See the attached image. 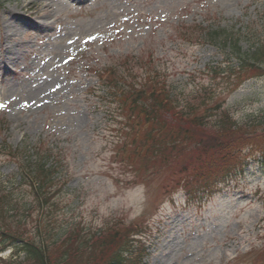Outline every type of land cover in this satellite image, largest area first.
I'll use <instances>...</instances> for the list:
<instances>
[{
	"label": "rangeland",
	"instance_id": "1",
	"mask_svg": "<svg viewBox=\"0 0 264 264\" xmlns=\"http://www.w3.org/2000/svg\"><path fill=\"white\" fill-rule=\"evenodd\" d=\"M217 30L240 37L242 51L264 43V0L0 4V143L46 141L62 153L60 227L94 239L143 236L142 264H264V161L244 150V159H228L240 167L218 194L203 203L186 200L181 182L163 188L185 175L177 173L185 162L146 167L149 127L122 112L101 85L104 72L117 67L135 81L163 79L179 94L204 87L238 125L264 129L263 80L237 86L207 74L222 58L203 35ZM210 127L203 132L213 136ZM14 172L12 164L0 167V176ZM9 257L6 251L0 261Z\"/></svg>",
	"mask_w": 264,
	"mask_h": 264
},
{
	"label": "trees",
	"instance_id": "2",
	"mask_svg": "<svg viewBox=\"0 0 264 264\" xmlns=\"http://www.w3.org/2000/svg\"><path fill=\"white\" fill-rule=\"evenodd\" d=\"M203 37L222 58L221 63L208 67L211 80L237 86L264 81V43L255 41L242 51L240 37L224 30L204 32ZM116 68L104 72L101 85L109 98L119 99L122 112L141 121L137 125L149 127L146 141H150V157L143 156L146 167L148 163L169 166L175 160L182 167L185 162L183 170L177 171L185 175L175 181L167 178L163 188L181 182L185 195L208 197L220 182L239 170L240 164L230 167L229 158L244 159L241 152L245 150L247 156L256 154L255 158L264 161V129L254 124L238 125L210 95L211 91L203 87L193 96L179 94L163 79L149 75L135 81ZM207 127L213 130V136L203 132ZM229 139L235 144L226 143ZM143 147H137L135 155ZM54 150L46 141L17 147L0 143V167L12 164L15 168L13 174L0 176V253L11 251L10 260L0 264H142L144 246L141 236L135 238L137 234L128 239L118 233L94 239L79 236L71 225L59 226L55 216L57 185L64 183L56 184V180L64 173L59 152ZM28 223L32 231L26 230ZM59 233L64 239L58 242ZM138 244L142 247L137 248ZM18 256L23 257V262L11 260ZM82 256L86 259L82 260Z\"/></svg>",
	"mask_w": 264,
	"mask_h": 264
},
{
	"label": "bare ground",
	"instance_id": "3",
	"mask_svg": "<svg viewBox=\"0 0 264 264\" xmlns=\"http://www.w3.org/2000/svg\"><path fill=\"white\" fill-rule=\"evenodd\" d=\"M44 11V10H43ZM44 16H47L48 14L46 13V12H44V14H43ZM13 27V25H9L8 26V30L9 31H11V28ZM10 36H8L7 38H9ZM7 50H9L10 51V49H7ZM7 50H3V53L5 54V53H8V51Z\"/></svg>",
	"mask_w": 264,
	"mask_h": 264
}]
</instances>
